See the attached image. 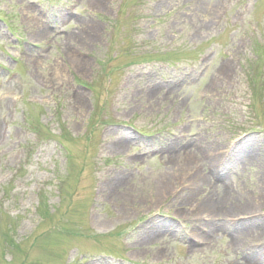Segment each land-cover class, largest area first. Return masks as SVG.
<instances>
[{"label":"rangeland","instance_id":"obj_1","mask_svg":"<svg viewBox=\"0 0 264 264\" xmlns=\"http://www.w3.org/2000/svg\"><path fill=\"white\" fill-rule=\"evenodd\" d=\"M261 229L264 0H0V264H264Z\"/></svg>","mask_w":264,"mask_h":264},{"label":"bare ground","instance_id":"obj_2","mask_svg":"<svg viewBox=\"0 0 264 264\" xmlns=\"http://www.w3.org/2000/svg\"><path fill=\"white\" fill-rule=\"evenodd\" d=\"M98 1H100L101 3H105V0H98ZM40 33H41V31H40ZM199 145H200L199 143H196L195 146L198 147ZM210 152L212 153L211 156L215 159L216 149L211 148ZM211 163L213 164V160ZM172 184H174L173 179H170L168 177L166 182H163V184H160V186H159L160 188H158L160 191L156 196L160 198L161 192H164V190H165L164 188H167V187L169 188ZM194 186H195V183H194ZM194 194H195L194 190L189 191L188 195H191V196L188 197V199L186 201H184L183 203L187 204V202L189 200H193V197L195 196ZM254 202H255L254 200H249V201H245L243 204L238 203V204H234V205L229 206L228 202H225V203L224 202L221 203V201L212 202V199L207 198L206 200L201 201V202H198V200H195L194 203H191L190 206H191V210L193 208V210L191 212L193 213L194 217L200 216V217L208 218V217L212 216L214 214V212H218V214L223 215V217L232 218V217H236L237 215L242 214V213L244 214V215L242 214L243 216H245L248 212L251 213L252 210H254V208H255L256 203H254ZM180 212H183V213L178 214L179 217H182V215L187 213L186 211H180ZM231 212H234V213H231ZM218 214H215L214 217L218 216ZM243 219L244 218H240V220H238V221H243ZM205 221H207L204 223L206 225L209 221H208V219H206ZM191 222H192V226H194L195 225L194 221H191ZM222 222H224V220ZM223 227H224V224H223ZM236 236L239 239H241L243 243H245L246 245L249 246L248 247L249 250H253L256 245L254 244V246H252L251 244H253V242L256 240L257 237L259 239V238L264 236V229H261L258 232L253 233L252 236H250V237L248 236L247 239L242 237L239 234H236ZM200 242H207V241L206 240L205 241L200 240ZM140 245L141 246L137 247L136 250L134 251V253H136L137 256H140L141 254H143V251H145L146 245L144 246V245H142V243ZM258 248L259 247H256L255 251ZM261 252H259V253H261Z\"/></svg>","mask_w":264,"mask_h":264}]
</instances>
